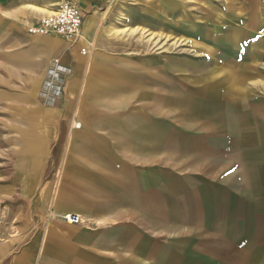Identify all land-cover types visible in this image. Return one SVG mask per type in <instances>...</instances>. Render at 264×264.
<instances>
[{
	"label": "rangeland",
	"instance_id": "rangeland-1",
	"mask_svg": "<svg viewBox=\"0 0 264 264\" xmlns=\"http://www.w3.org/2000/svg\"><path fill=\"white\" fill-rule=\"evenodd\" d=\"M91 18L92 45L49 34L68 54L56 57L70 69L51 79L57 94L33 61L9 62L35 44L0 24V264L23 237L12 212L33 227L39 166L44 179L58 173L83 141L115 167L132 157L147 170L138 199L170 194L169 220L148 215L165 238L155 264H264V0H105ZM114 135L133 149L115 151ZM26 136L35 145L20 152Z\"/></svg>",
	"mask_w": 264,
	"mask_h": 264
},
{
	"label": "crops",
	"instance_id": "crops-1",
	"mask_svg": "<svg viewBox=\"0 0 264 264\" xmlns=\"http://www.w3.org/2000/svg\"><path fill=\"white\" fill-rule=\"evenodd\" d=\"M64 2L76 6L84 18L77 46L91 44V14L100 9L105 0H0V24L13 26L24 40L33 44L25 53H13L9 62L13 66L32 63L40 68L38 81L43 82L48 75L50 61L57 56L67 61L66 44L49 35L46 37L31 35L27 28L44 16L51 15ZM251 27L257 24L253 22ZM5 27V26H4ZM35 36V37H32ZM18 44H21L19 40ZM62 53V54H61ZM77 57L78 48L74 49ZM30 56L28 60L24 57ZM36 57V58H35ZM83 60L77 57L76 64L81 67ZM65 67V64L61 62ZM15 74L9 73V77ZM16 76V75H15ZM18 76V75H17ZM19 77V76H18ZM233 81V80H232ZM234 82V81H233ZM21 104L25 100H13ZM19 118L23 110L18 106ZM25 114V113H24ZM79 118L77 116L75 119ZM76 121H74L75 125ZM122 130L121 128H118ZM148 129V128H147ZM25 135L26 132L22 131ZM30 135V132H28ZM115 151L125 148L133 149L117 135ZM86 141V140H85ZM20 152L34 147L35 141L30 137L18 140ZM94 145L85 143L69 146L65 159L61 161L60 170L44 179L42 167L39 166L34 189V224L21 211L12 213L18 220L16 230L22 238L13 239L9 247H18L19 253L13 255L10 264H155L159 262L158 243L150 228L148 215L169 216L171 214L170 194L149 197L144 191L149 184L147 170L139 174L137 160L132 157L123 160L115 167L113 160L105 153L92 150ZM117 149V150H116ZM118 151V152H119ZM104 152V151H103ZM129 157V155H128ZM39 160V159H38ZM59 165V164H58ZM116 165V164H115ZM14 179V178H13ZM12 180L6 192L9 200H20L21 193L10 192ZM145 187V188H144ZM13 188V187H12ZM16 188V187H15ZM28 196L24 195L23 200ZM30 199V198H29ZM72 213L79 215L78 224L64 223L59 215ZM28 221V222H27ZM34 239L26 238L32 230ZM158 241V242H156ZM165 261L163 260L162 263Z\"/></svg>",
	"mask_w": 264,
	"mask_h": 264
},
{
	"label": "built area",
	"instance_id": "built-area-1",
	"mask_svg": "<svg viewBox=\"0 0 264 264\" xmlns=\"http://www.w3.org/2000/svg\"><path fill=\"white\" fill-rule=\"evenodd\" d=\"M82 23L83 17L80 10L76 6L64 2L58 6L54 14L44 16L37 23L28 26L27 32L36 36H46L53 33L69 41H74L80 35ZM84 52L85 50H82V54ZM68 74H70V69L63 66L59 59L53 58L50 61L48 68V82L50 84H53L51 79L56 78L60 81L61 76ZM61 219L69 224H78L80 222V217L72 213L62 215Z\"/></svg>",
	"mask_w": 264,
	"mask_h": 264
},
{
	"label": "bare ground",
	"instance_id": "bare-ground-1",
	"mask_svg": "<svg viewBox=\"0 0 264 264\" xmlns=\"http://www.w3.org/2000/svg\"><path fill=\"white\" fill-rule=\"evenodd\" d=\"M54 13H55V12H53L52 14H54ZM52 14H51V15H52ZM47 78H49L48 75H47ZM53 80L56 81V82L58 81L56 78H54ZM47 85L51 86V84L48 83V81H45V86H47ZM51 89H52V91H53L54 94H57L60 88H59L58 86H56V85H53V86H51ZM77 127H79V126L76 125V128H77ZM78 216H79V215H78Z\"/></svg>",
	"mask_w": 264,
	"mask_h": 264
}]
</instances>
